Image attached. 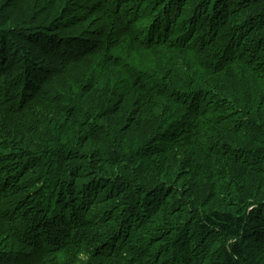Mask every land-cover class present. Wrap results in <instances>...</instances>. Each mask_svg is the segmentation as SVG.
I'll use <instances>...</instances> for the list:
<instances>
[{
  "label": "trees",
  "instance_id": "1",
  "mask_svg": "<svg viewBox=\"0 0 264 264\" xmlns=\"http://www.w3.org/2000/svg\"><path fill=\"white\" fill-rule=\"evenodd\" d=\"M0 2V264H264V0Z\"/></svg>",
  "mask_w": 264,
  "mask_h": 264
},
{
  "label": "rangeland",
  "instance_id": "2",
  "mask_svg": "<svg viewBox=\"0 0 264 264\" xmlns=\"http://www.w3.org/2000/svg\"><path fill=\"white\" fill-rule=\"evenodd\" d=\"M1 8H2V3L0 2ZM1 15L4 19H7L10 17L11 13L9 12H1Z\"/></svg>",
  "mask_w": 264,
  "mask_h": 264
}]
</instances>
